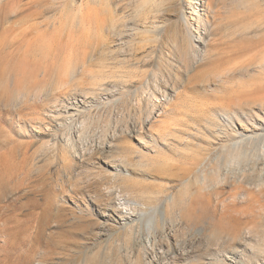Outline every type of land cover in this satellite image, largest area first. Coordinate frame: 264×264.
Segmentation results:
<instances>
[{
  "label": "rangeland",
  "instance_id": "obj_1",
  "mask_svg": "<svg viewBox=\"0 0 264 264\" xmlns=\"http://www.w3.org/2000/svg\"><path fill=\"white\" fill-rule=\"evenodd\" d=\"M0 94V264H264V0H0Z\"/></svg>",
  "mask_w": 264,
  "mask_h": 264
},
{
  "label": "bare ground",
  "instance_id": "obj_2",
  "mask_svg": "<svg viewBox=\"0 0 264 264\" xmlns=\"http://www.w3.org/2000/svg\"><path fill=\"white\" fill-rule=\"evenodd\" d=\"M2 93H4V91H2ZM1 96L2 95L0 94V97ZM0 100H1V98H0ZM1 107H2V109H5L6 106H1ZM65 113H66L65 124L68 120L74 119V117L76 115L74 113L71 114L70 111H68V110H66ZM256 130H258V129H256ZM259 130H261V132H254L252 135L246 134L244 131V133L240 134V138L235 139V140H231L230 142H228L227 149H226V151L223 152V154H225L226 156L219 155V157H216L214 159V161H212L213 167L209 170L208 173L204 174L203 182L205 183V181H208V174L210 176L214 175L217 178H220L221 181L226 182L229 175L236 174L235 170H237V169L241 168L242 166H245L246 164H248V165H250V167L254 173L250 174L249 180L241 179L239 181H236L235 184H237L239 186H244L245 184L253 186L254 184H257L258 186H256V188H259V187L264 188V128L259 129ZM71 140H73V139H71ZM75 142L76 141H74L72 143V141H70V140H68V142H66L67 145L65 147H66L67 152L69 151L68 149H71V148L77 149V145ZM242 173H246V171H242ZM252 186H251V188H252ZM261 193H263V191ZM156 200L159 201L160 199H156ZM134 205H136V204H134ZM131 206L130 205H129V207L125 206L123 209H127L126 212H130V214H131V212L133 213L136 211L135 209H137V206L133 207V204H131ZM54 212H55V208L53 207V204L51 202H49L47 204L46 208L43 210V213L40 214L37 217V220L35 221V229H36V232L38 235H42L45 232V230L47 229V227L51 223L52 219L54 218L53 217ZM150 214H151L152 218L150 216L151 219L149 222H151V220L153 221V219H155V218L157 219V216L159 214V208H153V210ZM129 215L128 216L126 215L127 216L126 219H132L133 218V215H130V216ZM59 218H60V214L58 215V219ZM125 231L128 232L129 239H130V237L132 235L131 234L132 233V226H130V227L128 226ZM201 232L202 231H199L198 234H201ZM144 246L142 245V247H144ZM158 246H159V253L161 255L158 260H155L152 258V259L148 260V263L146 262L145 257L148 254H146L147 247L145 246L144 249L142 250V251H144V254H142L141 251H139V253L137 255H135L134 258L130 256L132 258L131 259L132 264H163L161 259H164V258L167 259L168 253L170 250L165 251L166 246L163 244V242H160L159 244L158 243H154V244L152 243V250L153 249L156 250L155 249L156 247L158 249ZM173 246H174V250H175L174 253H175L176 258H179L180 256H181L180 258H183V256L184 257L189 256V251L185 250L186 252L184 251V252L179 253L176 249L177 245L176 246L173 245ZM169 249H172L171 245H170ZM104 263L105 262L98 260V262L95 261V263H93V264H104ZM16 264H21V263L19 262ZM24 264H29V263L25 260Z\"/></svg>",
  "mask_w": 264,
  "mask_h": 264
}]
</instances>
